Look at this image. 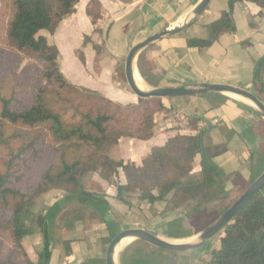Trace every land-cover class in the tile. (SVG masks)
<instances>
[{
    "label": "trees",
    "instance_id": "trees-1",
    "mask_svg": "<svg viewBox=\"0 0 264 264\" xmlns=\"http://www.w3.org/2000/svg\"><path fill=\"white\" fill-rule=\"evenodd\" d=\"M79 1L0 0V264H48L55 235L72 229L90 209L112 228L105 241L109 244L118 233L107 220L111 206L106 194L98 191L101 188L93 189L85 182L88 172L114 183L117 199L128 206L131 195L154 204L172 193L171 200L180 207L205 195L214 200L222 193L223 171L205 153L201 132L170 137L164 145L152 147L141 164L109 155L124 137L148 140L154 136L158 116L167 106L158 97L123 104L65 77L58 47L39 32L54 33L76 11ZM233 2H253L264 10V0H232L228 10L205 26L208 36L190 38L188 45L209 47L231 31ZM101 9L99 0L87 5L96 32L101 31L97 26ZM80 60L85 62L84 56ZM139 67L144 81L154 84L141 61ZM253 81L256 95L264 102V57L256 62ZM256 113L264 129V119ZM47 155L53 160L48 161ZM198 155L202 169L196 178L191 172ZM42 156L45 166L38 165ZM250 159L252 183L264 172V143ZM119 169L125 174L124 184L115 180ZM52 189L62 191V197L36 214L34 199ZM165 227L164 234L170 238L191 235L172 233L168 224ZM37 232L42 234L43 249L35 263L22 239ZM218 240L220 246L212 250L208 264H264V188L236 213ZM63 245L65 254H70V241L63 240ZM177 254L135 240L120 255V264H177L172 259Z\"/></svg>",
    "mask_w": 264,
    "mask_h": 264
},
{
    "label": "crops",
    "instance_id": "crops-1",
    "mask_svg": "<svg viewBox=\"0 0 264 264\" xmlns=\"http://www.w3.org/2000/svg\"><path fill=\"white\" fill-rule=\"evenodd\" d=\"M89 1L80 0L76 11L67 15L50 37L41 35L58 47L59 58L63 53L77 56L81 49L85 51L82 52L85 62L77 58L79 62L75 60L73 68L62 61L61 71L69 81L98 90L123 104L136 102V94L128 83L118 79V66L123 58L126 59L132 46L148 36L190 19L200 0H99L102 9L97 26L101 31L97 32L87 12ZM231 2L212 0L195 24L153 42L140 53L142 69L156 84L145 82L148 88L190 87L205 82L232 84L255 93L256 62L264 57V10L260 6L253 2H233L231 31L221 34L209 47H190L187 42L190 38H206L205 26L228 10ZM103 43V48L97 52L96 45ZM214 95L166 98L165 106L178 108V119L174 120L170 112L162 114L154 136L148 140L122 139L115 146L117 150L113 147L110 154L115 151L120 155L114 158L141 164L152 147L164 145L170 137L194 136L201 132L205 153L213 163L229 175L249 181L251 153L264 143L258 110L247 99L229 95L222 99ZM119 145L121 147L117 148ZM126 148H130V152L123 155ZM201 159V155L196 157L191 172L196 178L201 176ZM92 176L102 185L111 206L107 220L112 221L116 209L128 212L126 204L116 197V185L102 180L95 172ZM125 181L124 172L119 170L118 182L124 184ZM112 222L118 233L130 228ZM166 225L162 224L164 228ZM111 230L95 209L88 210L84 219L76 222L72 229L62 231V236L54 241L48 264H106L108 244L105 241ZM63 240L70 241V254H65ZM129 246L117 252V264ZM42 249L43 237L37 247L32 246L33 253L27 248L35 263Z\"/></svg>",
    "mask_w": 264,
    "mask_h": 264
},
{
    "label": "rangeland",
    "instance_id": "rangeland-1",
    "mask_svg": "<svg viewBox=\"0 0 264 264\" xmlns=\"http://www.w3.org/2000/svg\"><path fill=\"white\" fill-rule=\"evenodd\" d=\"M39 34L40 35L43 34L46 37L47 36L50 37V33L47 30H41ZM103 45L104 43L100 46L96 45L98 52H100V49L103 48ZM82 52L85 53V51L81 49L77 55L78 57L74 56L73 54L68 55L67 53H63V55L67 54L68 56L62 55V57L58 58L60 69L62 68V66H64L63 64L64 61L66 63V66H68L69 68H73L74 61L77 60L79 62L77 58L84 56ZM125 61L126 59L123 58L121 65L118 66L119 68L118 79L127 82L125 76ZM135 65H137V67L140 70L139 59L135 60ZM135 98L137 101L131 103L135 104L138 102H142L141 100H143L137 95H135ZM163 99L167 100L166 98ZM213 104L214 106L216 105V103L212 101V105ZM177 109H178L177 107H171V108L167 107V110L159 114L158 121L160 119V116H162V114H168L169 112H170L169 115L173 117L174 120L178 119ZM122 139H126V141L127 140L129 141V139L131 140L135 138L124 137ZM137 140H141V139H137ZM116 145H114L113 147H115ZM120 147L121 146L119 145L117 148ZM115 150H117L116 147ZM124 151H126V153L123 155H128L127 153L130 152V148H126V150ZM109 155L110 156L112 155L113 157L112 156L111 157L113 159L118 160L114 157H117L120 154H118V152L113 151L111 154L109 152ZM46 157L48 161L53 160V157H49L48 155ZM38 162H39L38 164L39 166L42 164L43 166H45L44 164L46 161L43 160V156L41 159H39ZM93 173L94 172H88L87 174L84 175L83 179L87 184L92 186L91 188L93 189L101 188V190L98 191L105 193L102 185L98 183V180L96 182V178H93L92 176ZM95 173L101 178L99 173L97 172ZM118 175H119V171H118ZM101 179L104 180L103 178ZM115 180L118 181V177ZM249 183H251V180L246 181L239 176L236 178L235 175L232 174L229 175L226 171L225 172L223 171V180H222L223 189L219 190L222 191L223 194L218 193V198H215L214 200L210 199L209 195H205V197H200L199 201L197 200L188 201L180 207H176L174 202L171 200L173 196L172 193L167 196V199L158 201L154 204H149L148 202L141 201L136 197V195H131L130 197L131 206L126 205L129 208L128 212L127 211L121 212L116 209L114 211V217L112 216L111 219L112 221H116L119 224L122 223L126 226H130V228H144L152 232L153 234L158 235L161 238H168L163 235L166 227L164 228L162 224L166 223L168 224L169 226L168 228L172 233H177L180 235L185 234L186 232L191 233L190 236L178 239L176 241L195 243L198 241L199 233L208 225H210L212 222H214L220 215H222L224 213L223 211L229 205L233 204V202L249 187ZM62 195H63L62 191L56 189L48 190L44 193H41L34 199L35 200L34 211L36 212V214L43 212V210H45L46 207L49 206L51 202L55 200L56 197L60 198L62 197ZM200 201H204L203 206L200 205L199 203ZM218 235L219 234L209 239L203 246L199 248L184 252H178V254L172 259L176 261L177 264H208V261L211 258L212 250L220 246ZM59 238L60 235L56 234L55 239L58 240ZM40 241H42V234L40 232L31 234L22 239V243L26 248V251L28 248L31 252H32V246L37 247ZM133 241H130L125 246V248L131 245Z\"/></svg>",
    "mask_w": 264,
    "mask_h": 264
},
{
    "label": "water",
    "instance_id": "water-1",
    "mask_svg": "<svg viewBox=\"0 0 264 264\" xmlns=\"http://www.w3.org/2000/svg\"><path fill=\"white\" fill-rule=\"evenodd\" d=\"M212 0H200L192 11V17L185 20L181 24L165 27L162 30L148 36L143 41L138 42L129 50L125 61V76L126 81L134 94L144 99L149 97L158 98H174L185 96H203L207 94L220 93L229 96H238L247 99L253 103L260 115L264 119V102L258 96L243 87L235 86L226 83H199L194 86L181 87H154L148 88L145 83L139 68L135 65V60L138 59L140 53L153 42L176 34L197 22L199 17L208 8ZM144 81L146 87H140L136 82V75ZM264 188V172L255 179L249 187L233 202V204L214 222L204 228L198 236V241L195 243L175 242L172 239L161 238L156 234L144 228H127L117 233L109 242L106 249V264H117L115 256L119 244L125 238L132 240H141L154 247L161 248L170 252H184L193 250L203 246L209 239L216 236L223 230L229 222L235 217L236 213L244 207V205L257 193Z\"/></svg>",
    "mask_w": 264,
    "mask_h": 264
},
{
    "label": "bare ground",
    "instance_id": "bare-ground-1",
    "mask_svg": "<svg viewBox=\"0 0 264 264\" xmlns=\"http://www.w3.org/2000/svg\"><path fill=\"white\" fill-rule=\"evenodd\" d=\"M135 78H136V82L138 83V85L140 86V87H146L145 85H144V81L140 78V76L137 74L136 76H135ZM132 239L131 238H125V239H123L122 240V242L119 244V246H118V249H117V252H121V250L131 241ZM176 242V241H175Z\"/></svg>",
    "mask_w": 264,
    "mask_h": 264
}]
</instances>
